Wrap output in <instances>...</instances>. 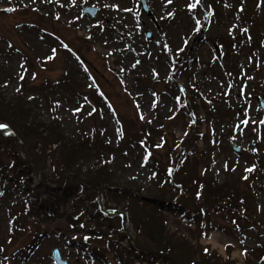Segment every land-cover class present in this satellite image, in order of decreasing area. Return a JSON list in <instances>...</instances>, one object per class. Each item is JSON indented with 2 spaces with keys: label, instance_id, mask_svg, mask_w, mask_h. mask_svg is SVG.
<instances>
[{
  "label": "rangeland",
  "instance_id": "rangeland-1",
  "mask_svg": "<svg viewBox=\"0 0 264 264\" xmlns=\"http://www.w3.org/2000/svg\"><path fill=\"white\" fill-rule=\"evenodd\" d=\"M147 3L149 17L137 0H0V92L11 99L26 84L25 104L40 121L53 117L68 139L98 135L107 148L98 151L103 153L99 158L115 182L122 188L133 183L147 202L159 168L151 162L156 159L160 171L165 167L174 177L181 142L191 129L193 135H204L186 150L191 152L188 165L195 161L198 176L225 186L243 208L231 214L201 201L205 214L194 219L170 208L164 211L166 232L208 248L222 261L264 264V127L256 101H264V0ZM85 7L97 8V16L82 15ZM145 128L151 136L144 142ZM92 152L79 162L82 172L96 163ZM0 163L7 164L8 156L0 155ZM41 175L60 189L49 161ZM68 182L69 189L56 192L59 199L54 192L41 196L53 212L42 210L38 220L19 222L11 210L21 211L22 202L34 194L20 180L0 183V264H53L55 248L69 264H89L82 243L89 229L84 218L76 222L74 215L84 207L89 211L86 201H94L97 190L78 199L79 190ZM129 202L101 189L105 215L125 214ZM110 214L90 227L118 229L120 218ZM124 218L135 242L137 232L129 216ZM13 229L18 232L10 238ZM138 240L148 243L141 236ZM100 254L116 264L111 254Z\"/></svg>",
  "mask_w": 264,
  "mask_h": 264
},
{
  "label": "trees",
  "instance_id": "trees-1",
  "mask_svg": "<svg viewBox=\"0 0 264 264\" xmlns=\"http://www.w3.org/2000/svg\"><path fill=\"white\" fill-rule=\"evenodd\" d=\"M29 90L26 84L21 83L19 90L11 99H6L0 92V122L8 125L16 135V138H7L0 134V155L8 156L7 164L0 163V183L7 179L20 180L24 190L34 194L32 198L27 197L26 199L25 217L33 219L34 216L41 214L42 210L47 213L53 212L50 202L46 203L41 198L42 195L48 197L52 192H55L47 185L46 176L41 175L46 167V162L49 161L55 178L53 183L60 186V191L70 188L69 180L76 184L75 176L85 186L81 190L83 193L86 188H101L108 190L114 196L123 195L130 199V202L125 205L124 211L128 214L129 220L137 232L135 241L139 249H135L129 243L127 247L120 244L126 240L121 229L115 230L111 234L92 231L89 237L90 242L86 244L90 247V258L95 261H102V258H105L100 254V251L103 250L112 255L116 264H132V259L142 260L151 256L150 253L145 252L146 250L159 253L162 264H232L230 260L222 261L219 255L210 252L208 248L193 247L185 238L166 232V219L163 212L170 208L180 214H189L194 219L196 214L202 215L201 213L205 212L201 208V201L209 203L212 210H226L231 214H238L239 207L243 206V202L238 200L239 197L235 196L234 198L225 186H216L206 177L198 176L194 170L195 161L191 162L190 166L188 165L186 160L191 152L186 153V150H192L198 140L204 139V135L200 133L193 135L192 129L190 130L188 137L181 142L179 156L182 158L174 177L163 175L162 168L160 180L154 186L152 198L148 199L149 202L143 201L139 187L130 183L127 185L128 187L122 188L115 182L112 170L103 157L99 158L103 153L98 151L102 150L105 153L107 148L99 143L98 135L87 139H84L85 136L75 140L68 139L61 131L57 120L52 116L47 123L40 121L33 109L25 104V97ZM191 123L193 126L194 121L192 120ZM142 131L144 140L150 138L148 129L145 128ZM156 134L163 144L166 143L162 133L156 132ZM91 151L97 157L96 163L82 172L79 162L86 160ZM20 153L27 160H23ZM33 166L40 173L41 180L40 184L34 188L31 187ZM68 173L71 174L68 175ZM36 192H38L37 195H35ZM58 196L62 195H57L56 198L59 199ZM191 208H193V212L188 210ZM91 236L93 237L91 238ZM110 236H114L115 239L111 240ZM138 236H141L149 244H141ZM205 249L208 251L206 252ZM102 262L105 260L103 259ZM251 262L248 261L246 264H254L252 259ZM105 264L107 263L105 262Z\"/></svg>",
  "mask_w": 264,
  "mask_h": 264
},
{
  "label": "water",
  "instance_id": "water-1",
  "mask_svg": "<svg viewBox=\"0 0 264 264\" xmlns=\"http://www.w3.org/2000/svg\"><path fill=\"white\" fill-rule=\"evenodd\" d=\"M139 1H140V4H141V10H142V12H144L146 15H149L150 12H149V8L147 6L146 0H139ZM96 12H97L96 9H85L83 11V14L88 13V14L91 15V17H94L96 15ZM148 39H149V37H148ZM260 106H261V108L263 109V112H264V104L260 102ZM263 121H264V117H263ZM0 125H3V124H0ZM262 125H264V123H262ZM3 131L4 132H9V133L11 132L8 127H6V128H0V132H3ZM232 148H233L234 152L237 155L240 154L239 149L235 148L234 146ZM53 260H54L55 264H67L66 262H64V261H62L60 259L59 254H58L57 251H54L53 252Z\"/></svg>",
  "mask_w": 264,
  "mask_h": 264
},
{
  "label": "snow or ice",
  "instance_id": "snow-or-ice-1",
  "mask_svg": "<svg viewBox=\"0 0 264 264\" xmlns=\"http://www.w3.org/2000/svg\"><path fill=\"white\" fill-rule=\"evenodd\" d=\"M169 3H171V0H169ZM244 123L245 124H247L248 123V121L247 120H245L244 121ZM261 123H264V121H261ZM7 126L6 125H0V128H6ZM249 171H251V169H249ZM247 177H245V179H246ZM0 194H2V193H0ZM205 251L207 252L208 250L207 249H205Z\"/></svg>",
  "mask_w": 264,
  "mask_h": 264
}]
</instances>
